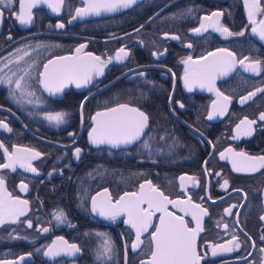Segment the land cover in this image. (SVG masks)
I'll return each instance as SVG.
<instances>
[{
    "label": "flooded vegetation",
    "instance_id": "obj_1",
    "mask_svg": "<svg viewBox=\"0 0 264 264\" xmlns=\"http://www.w3.org/2000/svg\"><path fill=\"white\" fill-rule=\"evenodd\" d=\"M260 4L264 9V0ZM81 7H85V0H64L58 12L40 5L33 9L32 24L21 25L15 17L19 5L14 3L0 17V67L23 56L18 63L9 64L4 73L10 75L9 69L17 75L28 73L23 95L14 84L0 83V122L11 128L8 131L0 127V144L9 154L17 148L41 153L31 160L35 173L19 163L15 170L0 168L8 193L28 201L27 211L17 222L0 225V264L147 261L154 227L142 234L143 243L133 250L136 231L124 223L127 217L122 215L115 221L101 217L92 212V198L105 200L100 194L107 190L115 203L126 192H139L140 185L148 181L171 200L191 198L207 209L208 215L201 222L203 231L197 237V249L203 257L200 264H264V252L260 251L264 248V221L260 219L264 216V168L237 172L232 159L242 162L243 158L228 154L230 158L220 159V153L228 148L246 156H264V121L259 118L264 113V92L256 91L264 88V41L252 31L253 27L259 29L264 11L253 17L256 24H252L245 0H136L114 14L73 19L75 10ZM213 12L223 13L220 23L229 31L244 35L227 36L216 31L211 26L215 18L204 19ZM61 23L63 28L56 27ZM201 24L206 30L192 31ZM80 45H85L80 56L91 53L106 62L110 60L103 74L94 75L81 88L71 84L54 95L46 92L38 83L43 65L56 57L76 56ZM120 48L128 56L117 60ZM218 49L235 55L233 71L216 76L213 91L198 84L188 91L183 76L185 67L191 65L182 61L189 56L199 64L231 59ZM244 57H248L245 64L261 61V72L246 71L238 63ZM254 91L256 95L249 97ZM217 92L230 99L223 115L217 112L208 119L213 102H217V108L224 103ZM242 97L248 99L242 102ZM119 104L138 108L149 117L140 140L117 147L92 144L91 117ZM56 112L67 113L63 123L45 119L47 113ZM245 119L255 123L241 125L238 134L236 126ZM249 127L251 134H244ZM4 148H0V164L8 162ZM76 148L81 149L78 158ZM19 155L27 160L30 153ZM225 179L229 182L226 188L221 187ZM22 184L27 185L26 191L21 190ZM168 208L183 216L189 227L196 226L191 209L186 215L179 208ZM227 208H232L231 215L225 212ZM60 211L64 213L62 221L56 219ZM159 216L156 213L153 225L159 223ZM28 221L32 222L31 228ZM43 228L49 230L43 232ZM58 237L76 244L80 251L45 256L53 242L63 246ZM233 237L240 248L221 251L220 246H233L229 243ZM105 239L110 240L112 252L99 256Z\"/></svg>",
    "mask_w": 264,
    "mask_h": 264
},
{
    "label": "snow or ice",
    "instance_id": "obj_2",
    "mask_svg": "<svg viewBox=\"0 0 264 264\" xmlns=\"http://www.w3.org/2000/svg\"><path fill=\"white\" fill-rule=\"evenodd\" d=\"M14 3H18L19 8L15 13L16 19L21 25H30L33 22V9H36L40 5H46L51 8L52 11L58 12L64 0H0V17L4 14L5 8H11ZM136 3V0H85V7L77 8L75 10L76 15L73 17H82L89 14L99 15L102 11L111 12L118 8H128ZM245 6L248 9V17L252 24H256V20L253 17L258 13L264 11L261 8L260 0H245ZM223 15L221 12H213L211 16L204 17L205 20H213L211 25L216 31L226 34L227 36L232 35H244L243 32L232 33L227 27H224L220 23V17ZM259 29L256 27L252 28L253 33L258 34L260 40L264 41V20L259 21ZM56 27L63 28L64 24H57ZM202 30H206V26L201 24L200 27L192 29L195 33H200ZM173 39L178 37L173 36ZM85 47L80 45L76 49V56H60L55 59H50L46 64L43 65V72H41L38 83L42 85L44 90L50 94H56L62 92L66 87L74 84L77 88H81L87 85L93 78L94 75H102L106 64L109 61H104L99 56H93L91 53H87L86 57L80 56L79 53ZM188 47H191L189 44ZM20 51V50H17ZM220 53H226L230 60H218L207 61L204 64L194 62L192 57H188L182 61L185 65H191V67H185L183 76L185 87L188 91H192L193 87L197 84L203 88L208 87L209 91L214 90V82L216 76H225L232 72L237 64L235 55L232 52H228L226 49H218ZM28 55L24 52V56ZM156 55V53H153ZM210 56L215 57L216 53H209ZM128 56V52L124 48H120L116 53V59L122 60ZM111 59V58H110ZM248 57H244L239 60L238 63L245 67L246 71H250L256 74L261 72V61H255L252 63L245 64ZM23 60V56H18L15 61L9 60L7 63L0 67V73H4L5 68H9V64L18 63ZM31 67V66H30ZM10 75L4 73L0 76V83H6L8 85H15V89L19 90L21 95L25 93L27 88V81L25 77L28 73L23 75H17L15 71L9 69ZM143 75V73H141ZM13 77H16L13 80ZM256 91L264 92V88L257 89ZM28 95H34L29 92ZM256 92H250V96H255ZM222 96L223 102L219 108H217V102H213V112L209 114L208 119H212L214 115L219 113L223 115L227 108V102L229 101L228 96H223L222 93L217 92V97ZM248 97H242V102L246 101ZM87 97H85V101ZM81 112L83 110V102L80 105ZM183 107V104H180ZM67 113L56 112L47 113L45 119L48 121H54L56 124L64 122ZM260 120L264 121V113L260 115ZM93 121V127L89 132V140L92 144H110L113 147H117L121 144L130 145L135 141L140 140L144 134V130L148 125L149 117L138 108L129 107L128 104H119L117 107L108 108L105 111H98L95 116L91 117ZM255 121L242 120L237 127V133L239 134L241 125L254 124ZM0 127L11 131V128L7 124L0 122ZM246 135L251 134V128L245 131ZM71 135V133H70ZM145 147H149L145 143ZM0 148H4L3 144H0ZM4 152L8 157V162L0 164V168H11L15 170L16 164L19 163L20 167L25 168L27 171L36 172L37 169L31 166V160L37 159L41 156L40 152L32 151L30 149L17 148L15 152L9 154L8 149L4 148ZM81 152L80 148L75 149L77 158ZM21 153H30L27 160H25ZM232 157L243 158L242 162H238L237 159H232V167L237 172L247 171L255 172L260 168H264V156L252 157L246 156L243 152H233V149L228 148L225 152L220 153V159ZM181 181L185 180V177H180ZM190 180H195L194 177H189ZM228 180H224V184L221 187L228 186ZM21 190L26 191L27 185L22 184ZM105 200L97 201L96 197L92 198V212L98 213L101 217L115 221L118 217L124 215L127 219L124 223L130 225L136 231V240L131 245L132 249H137L143 241L141 236L143 233L148 232L150 228L154 227V231L151 232V243L153 245L150 259L142 261L141 264H200L203 257L199 254L197 249V237L200 232L203 231L202 219L208 215L206 208H203L200 204L193 203L191 198L187 201L184 200H171L155 187L151 181L146 184L140 185L139 192L125 193L115 203L112 202L111 197L107 195V190L103 194ZM27 200H20L19 198H13L8 193L5 187V181L3 177H0V225L6 221L13 223L17 222L20 216H23L27 211ZM146 205V206H145ZM171 205L173 208H179L184 211L186 215L189 214L191 209L192 220L195 221V227H189L188 222L183 216H177L174 212L169 211L168 206ZM187 205V207H184ZM235 207V205H233ZM225 212L229 215L232 214V208L225 209ZM156 213H160L159 223L153 225V218ZM64 218L63 211H60L56 215L58 221H62ZM260 219L264 221V216ZM27 226L32 227V222L28 221ZM227 227V225H225ZM43 232H47L48 228L41 229ZM99 235H105L99 233ZM62 242V247H57L55 242L49 246L45 251V256L55 257L61 253L73 255L80 251V248L76 244H68L63 237L57 238ZM261 240H264V235L261 236ZM232 247L220 246L221 251L230 252L234 249L240 248V243L233 237V240L229 242ZM254 246V245H253ZM264 252V248L260 250ZM112 252V245L110 240L105 239L103 245V252L99 256H109ZM217 254L216 248L212 250V255ZM98 256V258H99ZM23 259V257H21ZM12 264V262H8Z\"/></svg>",
    "mask_w": 264,
    "mask_h": 264
},
{
    "label": "water",
    "instance_id": "obj_3",
    "mask_svg": "<svg viewBox=\"0 0 264 264\" xmlns=\"http://www.w3.org/2000/svg\"><path fill=\"white\" fill-rule=\"evenodd\" d=\"M85 6H86V4H85ZM124 9H126V8H118L117 10H115V11H111V12H105V11H102L99 15L89 14V16H90V17H99V16H104V15H110V14H114V13L120 12V11H122V10H124ZM12 263L15 264L16 261H13Z\"/></svg>",
    "mask_w": 264,
    "mask_h": 264
}]
</instances>
